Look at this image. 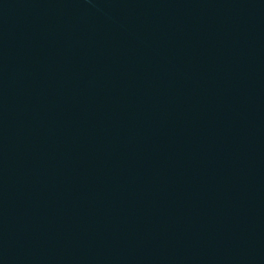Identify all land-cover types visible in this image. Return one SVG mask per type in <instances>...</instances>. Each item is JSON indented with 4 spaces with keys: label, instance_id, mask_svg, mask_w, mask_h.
I'll return each instance as SVG.
<instances>
[{
    "label": "water",
    "instance_id": "water-1",
    "mask_svg": "<svg viewBox=\"0 0 264 264\" xmlns=\"http://www.w3.org/2000/svg\"><path fill=\"white\" fill-rule=\"evenodd\" d=\"M0 264H264V0H0Z\"/></svg>",
    "mask_w": 264,
    "mask_h": 264
}]
</instances>
